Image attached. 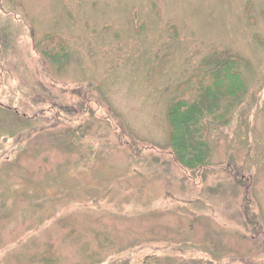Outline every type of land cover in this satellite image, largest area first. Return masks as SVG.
Here are the masks:
<instances>
[{
    "label": "rangeland",
    "instance_id": "rangeland-1",
    "mask_svg": "<svg viewBox=\"0 0 264 264\" xmlns=\"http://www.w3.org/2000/svg\"><path fill=\"white\" fill-rule=\"evenodd\" d=\"M221 51L247 91L203 176L167 107ZM0 264H264V0H0Z\"/></svg>",
    "mask_w": 264,
    "mask_h": 264
},
{
    "label": "trees",
    "instance_id": "trees-1",
    "mask_svg": "<svg viewBox=\"0 0 264 264\" xmlns=\"http://www.w3.org/2000/svg\"><path fill=\"white\" fill-rule=\"evenodd\" d=\"M54 41L57 47L63 43L58 37ZM67 57L62 50V60L59 61L64 63ZM247 65L243 56L221 51L205 59L200 67L177 85L167 107L169 144L177 161L184 167L192 171L203 168L202 175H207L204 169H208L213 152L211 132L223 133L232 128V110L242 103L247 91L248 80L242 72ZM232 147L230 145L228 150L229 160L234 157ZM249 148V155L252 156L255 142H250ZM234 166L236 170L244 168L243 165ZM247 211L249 213L250 208L247 207ZM253 224L256 225L252 219L250 225Z\"/></svg>",
    "mask_w": 264,
    "mask_h": 264
}]
</instances>
